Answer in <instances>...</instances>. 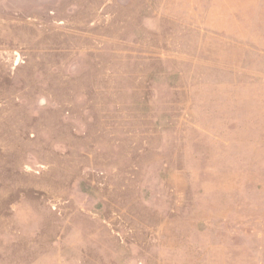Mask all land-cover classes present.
Returning <instances> with one entry per match:
<instances>
[{
    "label": "rangeland",
    "instance_id": "1",
    "mask_svg": "<svg viewBox=\"0 0 264 264\" xmlns=\"http://www.w3.org/2000/svg\"><path fill=\"white\" fill-rule=\"evenodd\" d=\"M0 264H264V0H0Z\"/></svg>",
    "mask_w": 264,
    "mask_h": 264
}]
</instances>
